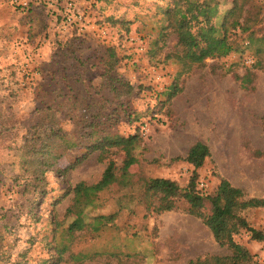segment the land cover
<instances>
[{"label":"rangeland","instance_id":"rangeland-1","mask_svg":"<svg viewBox=\"0 0 264 264\" xmlns=\"http://www.w3.org/2000/svg\"><path fill=\"white\" fill-rule=\"evenodd\" d=\"M173 1L0 0V130L10 127L0 132V214L7 215L0 229L4 222L10 226L0 248L10 262H42L55 253L48 243L67 246L56 264H185L227 253L184 203L169 211L145 207L142 178L166 177L185 186L193 166L184 158L197 141L209 149L196 169L198 188L212 193L224 178L247 198H264V0H212L219 18L230 10L240 21L250 16L253 40L249 31L230 27L240 50L206 58L188 72L166 57L178 49L175 34L164 27L163 8ZM111 48L115 72L135 86L130 96L100 87V60ZM173 84L176 93L168 98ZM90 114H98L102 126L97 136L137 134L138 142L132 150L136 162L127 169L130 183L112 182L83 206L75 203L71 187L95 184L109 161L119 175L122 151L111 147L100 157L98 149L87 151L90 138L81 139L36 181L37 161L21 167L18 147L35 121L74 138ZM33 184L41 190L37 194ZM80 206L83 225L69 234ZM204 210H211L207 200ZM110 214L109 222H93ZM244 214L264 230V207ZM234 239L264 264V242L247 241L244 230ZM25 250L24 261L19 254Z\"/></svg>","mask_w":264,"mask_h":264},{"label":"trees","instance_id":"trees-1","mask_svg":"<svg viewBox=\"0 0 264 264\" xmlns=\"http://www.w3.org/2000/svg\"><path fill=\"white\" fill-rule=\"evenodd\" d=\"M233 10L228 11L226 16H217L216 5L212 4V0H174L173 5H168L163 8V15L166 26L169 27L175 34V46L178 48L173 53L166 54L167 58L173 57L180 61L182 71L188 72L193 65L201 64L206 58L223 57L230 52L240 50L237 40L232 38V33L229 32L231 27L233 30L239 29L242 32L249 31L248 39L253 40V31L251 30L250 16H244L240 21L239 16H229ZM233 17V18H231ZM218 18V19H217ZM215 19V21L213 20ZM217 19V20H216ZM231 20V21H230ZM237 35L238 33L235 32ZM108 57L100 60L102 67L101 88L108 87L112 91H116L117 95L130 96L135 89V86L125 80L121 75L115 72L114 66L116 57L114 49H108ZM140 90V86H138ZM176 85H171L167 96L172 97L176 93ZM85 102L84 104H90ZM83 121L85 130L74 138L66 132L54 127L52 123L42 120L35 121L29 126L22 145L18 147L21 160L19 164L24 169L32 167V178L39 181L43 174L50 168L56 165V161L68 149L81 144V139L89 140L86 144L87 151L98 149L100 157L103 156L105 150L115 147L123 152V161L119 175L115 172V165L109 161L103 170L100 179L92 185H86L83 182L77 183L71 190L74 192L75 203L83 202L90 194H94L106 188L112 182L118 180L123 185L130 183L128 176V167L136 162V157L133 154V148L138 142L137 134L127 136L112 133L103 136H97L96 130L101 124L100 120L93 115H85ZM107 118L115 117L113 114L106 116ZM106 118V119H107ZM80 123L81 118L79 119ZM79 121L75 124H79ZM264 123V113L262 115ZM105 123V122H103ZM100 125V126H99ZM108 124H103L105 127ZM102 127V126H101ZM10 127L3 126L0 130L8 131ZM29 134V135H28ZM209 155V149L206 144L197 141L187 151L184 160L193 166V173L189 178L188 183L181 187L176 180L166 177H144L141 180L142 194L145 199L146 209H152L156 212L169 211L178 206L179 201L185 204V210L201 219L202 223L210 230L214 240L227 249L224 254H206L196 256L189 259L185 264H263L254 259V255L248 248L237 242L234 235L244 230L248 234L247 241L264 242V230L255 228L245 217L244 212L253 208L264 207V198L250 197L247 198L244 191L232 185L227 179L222 178L217 184L212 193H204L201 188H198V177L196 169L201 167L205 158ZM4 168H0L3 171ZM59 169V168H58ZM63 169L58 172L62 175ZM27 184L24 190H27ZM41 190H37V185L33 184L32 194H37ZM63 196H60V200ZM204 200H207L211 205L210 212L204 210ZM88 201L83 202V206L87 205ZM78 207V206H77ZM76 218L68 225L67 233L72 234L83 225V207L75 210ZM6 214H0L1 221L6 219ZM113 215H98L93 218V222L102 225L111 221ZM58 223H55L56 230ZM10 226L6 222L3 223V230L0 229V239L5 238L3 231H7ZM98 226H95L97 229ZM10 231V230H9ZM54 240L53 242H55ZM48 248L52 250L55 246V253L44 259L38 264H56L62 259L63 252L67 249L66 245H56L48 243ZM27 250L19 254L24 261ZM55 256V259L54 257ZM10 255L0 248V264H26L19 259L10 262ZM51 259L53 261L51 262Z\"/></svg>","mask_w":264,"mask_h":264}]
</instances>
